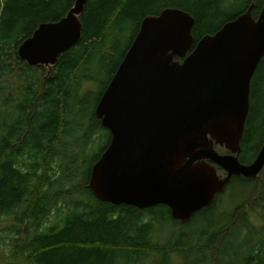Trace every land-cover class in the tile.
Instances as JSON below:
<instances>
[{
	"label": "trees",
	"instance_id": "trees-1",
	"mask_svg": "<svg viewBox=\"0 0 264 264\" xmlns=\"http://www.w3.org/2000/svg\"><path fill=\"white\" fill-rule=\"evenodd\" d=\"M75 2L0 0V264H264V182L257 178L234 176L226 186L249 190L233 212L220 211L222 192L182 222L167 205L141 209L98 199L91 168L84 169L88 156L61 150L73 143L87 152L104 138L108 146L111 133L96 115L93 128L75 139L82 130H70V100L84 71L111 69L112 79L145 16L166 7L193 13L196 45L222 27L214 28L237 0H89L81 39L55 65L22 60L21 43ZM253 4L257 18L264 0H245L240 13ZM130 31V45L117 59ZM246 127L240 159L249 164L264 143V58L252 80Z\"/></svg>",
	"mask_w": 264,
	"mask_h": 264
},
{
	"label": "water",
	"instance_id": "water-1",
	"mask_svg": "<svg viewBox=\"0 0 264 264\" xmlns=\"http://www.w3.org/2000/svg\"><path fill=\"white\" fill-rule=\"evenodd\" d=\"M88 1L41 23L19 46L20 58L55 65L81 39ZM253 9L196 45L193 13L166 7L143 18L95 108L111 133L90 172L98 199L141 209L167 205L173 219L187 222L234 176H260L264 143L253 162L240 160L252 80L264 58V8L257 18Z\"/></svg>",
	"mask_w": 264,
	"mask_h": 264
},
{
	"label": "rangeland",
	"instance_id": "rangeland-1",
	"mask_svg": "<svg viewBox=\"0 0 264 264\" xmlns=\"http://www.w3.org/2000/svg\"><path fill=\"white\" fill-rule=\"evenodd\" d=\"M245 0H237V3L235 6H232L228 9V11L219 19L218 23L214 26V28L220 27L222 24L233 18L234 16L238 15L244 5ZM173 4V3H172ZM134 36V32L130 31L125 36L126 39H123V48L118 53L117 59H120L122 57V54L127 49V47L130 45V42ZM111 70V69H110ZM108 69H103L100 72L97 69H91L90 71H84V75L81 76L80 79L76 81V85L74 86V99L70 100V112L73 113L74 120L71 124L70 130H82L77 131L75 135V139H78L81 137V135L84 133L85 130H89L92 127V118L95 115V108L98 104L103 92L105 91V88L107 87L108 83L110 82L111 77V71ZM93 76V78L88 77ZM94 79L95 81H93ZM77 87V88H76ZM77 97V99H76ZM76 118V119H75ZM79 124V126H78ZM103 130V134H106L107 130ZM100 134V133H99ZM99 134L96 135V139L98 138ZM69 141L76 143V140L71 137L68 138ZM259 141V139H257ZM258 141L256 144H258ZM72 147L70 146H63L61 147V150L64 152H67L69 149L72 151H77L81 153V156L83 158L87 157L89 158L88 164H85L84 169L86 168V171L91 168L93 165V162L95 161L96 155L100 154V152L105 149L107 145V138L99 139L98 142L95 145H89L87 148V152L81 151V147L76 146L72 143ZM257 148V145H254V149ZM218 150L226 154L229 151H227L225 148H218ZM258 154V153H257ZM255 155V150L253 153L248 155V159H252ZM256 158V156H255ZM57 166V165H55ZM221 176L224 177L226 174L223 171H219ZM257 181L261 184L264 182V170L261 172L260 176L257 178ZM227 189V190H226ZM223 193L224 195L221 196L219 209L220 211H230L233 212L238 204L240 205L243 203L250 195H248L249 190H243L239 187L232 188L228 186ZM247 196V197H246ZM244 197L246 199H244ZM244 199V200H243Z\"/></svg>",
	"mask_w": 264,
	"mask_h": 264
},
{
	"label": "flooded vegetation",
	"instance_id": "flooded-vegetation-1",
	"mask_svg": "<svg viewBox=\"0 0 264 264\" xmlns=\"http://www.w3.org/2000/svg\"><path fill=\"white\" fill-rule=\"evenodd\" d=\"M247 123V122H246ZM247 127H245V129H246ZM229 153V152H228ZM240 156H241V154H240ZM241 160V159H240Z\"/></svg>",
	"mask_w": 264,
	"mask_h": 264
}]
</instances>
